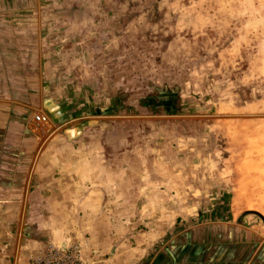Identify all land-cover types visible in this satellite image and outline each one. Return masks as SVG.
Instances as JSON below:
<instances>
[{
    "label": "rangeland",
    "instance_id": "1",
    "mask_svg": "<svg viewBox=\"0 0 264 264\" xmlns=\"http://www.w3.org/2000/svg\"><path fill=\"white\" fill-rule=\"evenodd\" d=\"M57 5L89 14L105 11V29L78 35L74 39L86 45L68 50L76 57L105 59L88 66V83L81 81L80 60L63 65L73 75L67 83L74 93L79 95L83 84L92 108L109 110L90 135L109 140L108 153L142 168L138 181L151 184L152 191L168 184L164 196L134 193L136 209L121 205L107 212L136 215L127 232L149 227L141 219L158 224L180 218L183 224L170 226L174 232L205 216L231 218L242 230L222 229L232 236L224 244H234L248 220L258 222L255 233L264 234V0H61ZM72 100L74 106L81 101ZM33 116L36 128L49 124L48 118L35 123ZM124 196L120 203H126ZM143 200L166 204L142 208ZM49 242L76 244L85 264L83 242ZM163 242L153 244L148 264H170Z\"/></svg>",
    "mask_w": 264,
    "mask_h": 264
},
{
    "label": "crops",
    "instance_id": "2",
    "mask_svg": "<svg viewBox=\"0 0 264 264\" xmlns=\"http://www.w3.org/2000/svg\"><path fill=\"white\" fill-rule=\"evenodd\" d=\"M58 1L0 0V264H27L46 242L67 240L85 244V264H148L157 241H164L160 248L170 264H264V234L254 232L259 224L253 219L244 234L234 235V244H224L230 235L222 229L242 231L231 218L198 217L174 232L170 226L183 224L180 218L158 224L141 219L149 227L127 232L131 217H138L107 212L121 205L136 209L134 193L164 196L168 184L152 191L138 181L142 168L108 153L109 140L90 135L109 110L92 108L83 84L74 93L67 83L73 75L63 65L80 60L81 81L88 83V66L105 59L69 52L86 45L74 39L78 35L105 29V11L89 14L58 7ZM74 96L81 99L75 106ZM36 113L48 118L43 130L33 124ZM125 177L130 180L123 184ZM122 192L126 203H120ZM141 202L142 208L166 204Z\"/></svg>",
    "mask_w": 264,
    "mask_h": 264
},
{
    "label": "built area",
    "instance_id": "3",
    "mask_svg": "<svg viewBox=\"0 0 264 264\" xmlns=\"http://www.w3.org/2000/svg\"><path fill=\"white\" fill-rule=\"evenodd\" d=\"M35 123H45L47 117L42 113L33 116ZM28 264H80L78 246L76 244H54L48 242L37 251Z\"/></svg>",
    "mask_w": 264,
    "mask_h": 264
}]
</instances>
